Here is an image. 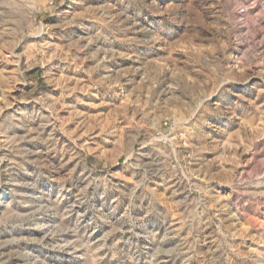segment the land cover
Returning <instances> with one entry per match:
<instances>
[{
  "label": "rangeland",
  "instance_id": "1",
  "mask_svg": "<svg viewBox=\"0 0 264 264\" xmlns=\"http://www.w3.org/2000/svg\"><path fill=\"white\" fill-rule=\"evenodd\" d=\"M0 264H264V0H0Z\"/></svg>",
  "mask_w": 264,
  "mask_h": 264
}]
</instances>
